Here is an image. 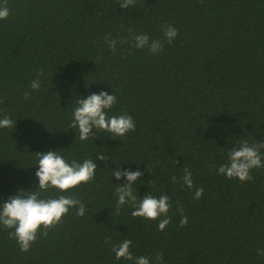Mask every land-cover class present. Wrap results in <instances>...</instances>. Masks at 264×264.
Returning a JSON list of instances; mask_svg holds the SVG:
<instances>
[{
    "label": "trees",
    "instance_id": "trees-1",
    "mask_svg": "<svg viewBox=\"0 0 264 264\" xmlns=\"http://www.w3.org/2000/svg\"><path fill=\"white\" fill-rule=\"evenodd\" d=\"M6 5L0 119L16 127L0 128V204L18 191H38V153L58 151L68 163L92 159L97 170L94 180L68 191L40 192L43 199L75 197L86 211L70 208L46 236L41 226L29 251L10 238L14 229L0 225V264H133L112 250L125 239L150 264L157 254L162 264H264V168L246 182L218 173L241 141L264 142V0H135L129 9L117 0ZM169 25L178 30L171 44ZM133 33L161 40L163 50L134 47ZM105 37L117 41L114 52ZM101 91L116 96L108 116L130 115L135 131L116 137L94 129L81 141L68 127L77 101ZM99 152L109 159L96 161ZM117 168L143 174L133 182L138 203L146 194L168 195L163 231L165 217H133L129 203L117 214L115 189L126 183L113 176ZM180 208L188 218L183 227Z\"/></svg>",
    "mask_w": 264,
    "mask_h": 264
},
{
    "label": "clouds",
    "instance_id": "clouds-1",
    "mask_svg": "<svg viewBox=\"0 0 264 264\" xmlns=\"http://www.w3.org/2000/svg\"><path fill=\"white\" fill-rule=\"evenodd\" d=\"M120 8L129 9L135 4V0H117ZM9 8L6 0L0 5V19H6L9 16ZM131 31V29L129 30ZM178 30L171 25L164 29V37L167 43L171 44L177 37ZM132 39L135 41L134 47L143 49L147 47L153 54L163 50V42L161 40H151L147 34L133 33ZM105 42L114 52L116 50L117 41L105 37ZM44 72L41 71L37 78L31 82L32 90H39L40 76ZM30 92H25V98H29ZM116 96L109 95L105 91L98 94L93 93L86 98L77 101L78 107L73 112V120L68 126L71 129H78L79 139L81 141L88 140L95 135L94 129L105 131L116 137H124L127 133L135 131L136 125L130 115L122 114L119 116L109 117L107 110L111 109L116 103ZM16 127V122L11 118L5 117L0 119V128ZM264 149V142L249 144L247 140L241 141L239 147L233 148L228 153V162L222 164L218 168V173L224 175L228 179L238 178L241 182L253 179L251 172L253 169L264 168V159H262L261 150ZM38 171L35 175L39 180L38 191H18L15 196H10L5 202L0 204V225L5 228L14 229L9 232L10 238H15L22 252L29 251L31 245L37 239V234L41 230V226L45 229L42 233L47 235V229L54 227L60 223L61 218L69 212L70 208H77V215L85 214L84 204L75 197L61 195L58 198L43 199L40 198V192L49 188H56L60 191H68L77 187L81 183H88L95 179L97 163L92 159H86L83 163L72 161L66 162L58 151H48L38 153ZM109 157L104 152H99L96 161H106ZM183 183L189 189L193 188L192 173L187 168L184 169ZM143 174L128 169L120 168L113 170V176L119 181L122 177L126 183L118 184L115 189L118 196L116 202V212L120 211L121 206L129 203L134 209L131 213L133 217H142L149 220H157L160 217L158 228L163 231L170 223L168 212L172 207L167 194H162L156 198L150 194H146L139 203L137 202V194L134 192L133 182L138 180ZM175 181V177H172ZM204 189L198 188L194 193L195 199H200ZM23 193V194H21ZM181 213L180 226L187 225L188 218L183 215V209H178ZM105 244H110L109 239H105ZM132 241L125 239L120 245H111L115 253L116 259L124 258L133 261V264H150L148 257H135L130 250ZM258 255L264 256V250L258 252ZM157 264H162L163 256L157 254L155 257Z\"/></svg>",
    "mask_w": 264,
    "mask_h": 264
}]
</instances>
